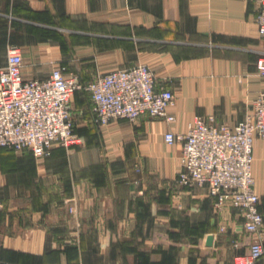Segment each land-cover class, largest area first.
Here are the masks:
<instances>
[{
  "label": "crops",
  "instance_id": "0c3cea01",
  "mask_svg": "<svg viewBox=\"0 0 264 264\" xmlns=\"http://www.w3.org/2000/svg\"><path fill=\"white\" fill-rule=\"evenodd\" d=\"M258 11L259 0H0V70L17 45L25 78L63 67L87 82L147 63L175 94L172 121L97 126L90 93L77 90L79 144L42 158L0 148V264H233L249 253L239 210L180 184L182 145L165 132L197 115L244 118L264 90ZM254 155L264 214V138Z\"/></svg>",
  "mask_w": 264,
  "mask_h": 264
},
{
  "label": "built area",
  "instance_id": "2783aa9c",
  "mask_svg": "<svg viewBox=\"0 0 264 264\" xmlns=\"http://www.w3.org/2000/svg\"><path fill=\"white\" fill-rule=\"evenodd\" d=\"M256 22L264 42V0H259ZM23 65L21 49L10 45L7 63L0 70V148L28 150L42 158L57 144H79L81 136L75 130L71 107L77 90L90 93L91 110L99 126L116 119L134 122L143 115L175 119L169 113L175 104L174 91L167 85L169 78L160 79L147 63L97 73L87 82L67 75L63 67L46 77L25 78ZM257 67L264 76V50ZM257 137L264 138V90L236 124L219 122L214 114L197 115L187 131L165 132L168 144L182 145L180 184L208 188L217 197L218 206L231 202L243 216L251 237L249 253H237L233 264H256L264 259V214L254 175ZM4 209L0 196V224Z\"/></svg>",
  "mask_w": 264,
  "mask_h": 264
},
{
  "label": "rangeland",
  "instance_id": "374dc122",
  "mask_svg": "<svg viewBox=\"0 0 264 264\" xmlns=\"http://www.w3.org/2000/svg\"><path fill=\"white\" fill-rule=\"evenodd\" d=\"M95 124H96V123H95ZM97 126H99V125L97 124ZM256 264H264V259L260 260V261L257 262Z\"/></svg>",
  "mask_w": 264,
  "mask_h": 264
}]
</instances>
